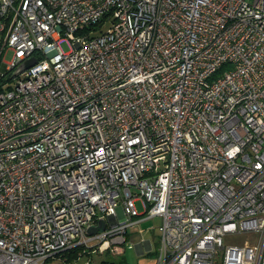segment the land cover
<instances>
[{
	"label": "built area",
	"instance_id": "obj_1",
	"mask_svg": "<svg viewBox=\"0 0 264 264\" xmlns=\"http://www.w3.org/2000/svg\"><path fill=\"white\" fill-rule=\"evenodd\" d=\"M154 217V264H264V0H0V264Z\"/></svg>",
	"mask_w": 264,
	"mask_h": 264
},
{
	"label": "rangeland",
	"instance_id": "obj_2",
	"mask_svg": "<svg viewBox=\"0 0 264 264\" xmlns=\"http://www.w3.org/2000/svg\"><path fill=\"white\" fill-rule=\"evenodd\" d=\"M62 48L64 51L68 50V47L63 43ZM11 57V51L5 52L4 56L2 57L3 60L8 61ZM137 208L141 211V206L137 203ZM160 218L154 217L150 219H145L143 222L132 226L133 228L130 230L131 232V239L127 242L128 244H122L121 247L124 249V256L126 257L129 263H134L137 261L138 255L136 249L134 247L135 244L140 243V241H149L151 243V250L147 254L148 256H152V253L156 249V231L158 226L160 225ZM254 238V234L252 233H243L239 235L230 234L223 238L224 245H241L244 241H250ZM131 245L132 247H128ZM88 247H93L95 251L89 253H84L77 257L76 259L65 262L62 257L56 256L49 260H47L46 264H87L91 262L92 264H98L102 260H106L109 257V250H104L102 252L96 250L97 247L95 243L89 244ZM90 249H86L89 251Z\"/></svg>",
	"mask_w": 264,
	"mask_h": 264
},
{
	"label": "crops",
	"instance_id": "obj_3",
	"mask_svg": "<svg viewBox=\"0 0 264 264\" xmlns=\"http://www.w3.org/2000/svg\"><path fill=\"white\" fill-rule=\"evenodd\" d=\"M143 222V221H137L135 222L132 226H135L136 224ZM129 227L127 229V232L125 234L126 240L127 242L131 239L132 235L130 230L133 227ZM141 245V246H140ZM138 258L137 261L135 262V264H154V256H155V250L152 253V256H148L147 254L149 253L150 249H151V243L149 241H140V243H137L134 245ZM156 247H157V231H156ZM89 254L91 253L90 251H87ZM87 254V253H86ZM109 257L107 258V260L111 261L109 262V264H134V263H129L126 259V257L124 256V250L121 253H113V252H109Z\"/></svg>",
	"mask_w": 264,
	"mask_h": 264
},
{
	"label": "trees",
	"instance_id": "obj_4",
	"mask_svg": "<svg viewBox=\"0 0 264 264\" xmlns=\"http://www.w3.org/2000/svg\"><path fill=\"white\" fill-rule=\"evenodd\" d=\"M98 27H96V28L93 27L91 30L92 31H95V30L98 29ZM89 29L90 28H87V30H89ZM94 33H96V31ZM84 253H88L86 251V249L83 246H81V245H76L74 247H71V248H69V249L61 252L57 256L62 257L65 262H70V261L76 259L77 257H79L80 255H82ZM109 262H111V261H109V260L106 259V260H102L98 264H109ZM87 264H92V263L91 262H88Z\"/></svg>",
	"mask_w": 264,
	"mask_h": 264
},
{
	"label": "water",
	"instance_id": "obj_5",
	"mask_svg": "<svg viewBox=\"0 0 264 264\" xmlns=\"http://www.w3.org/2000/svg\"><path fill=\"white\" fill-rule=\"evenodd\" d=\"M36 60L34 58L27 61L19 70L18 72H21L25 70L26 68L30 67L32 64H34ZM105 229V222L103 220H100L96 226H90L87 229V233L89 235L96 234L98 231H103ZM141 246V245H140Z\"/></svg>",
	"mask_w": 264,
	"mask_h": 264
},
{
	"label": "bare ground",
	"instance_id": "obj_6",
	"mask_svg": "<svg viewBox=\"0 0 264 264\" xmlns=\"http://www.w3.org/2000/svg\"><path fill=\"white\" fill-rule=\"evenodd\" d=\"M120 247H121V245H120ZM122 248V247H121ZM123 249V248H122ZM124 250V249H123Z\"/></svg>",
	"mask_w": 264,
	"mask_h": 264
}]
</instances>
